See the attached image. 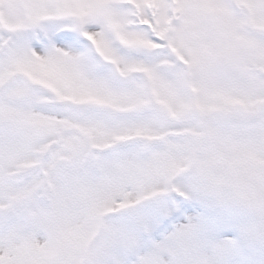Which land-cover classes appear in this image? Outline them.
I'll use <instances>...</instances> for the list:
<instances>
[{"label": "snow or ice", "instance_id": "obj_1", "mask_svg": "<svg viewBox=\"0 0 264 264\" xmlns=\"http://www.w3.org/2000/svg\"><path fill=\"white\" fill-rule=\"evenodd\" d=\"M0 264H264V0H0Z\"/></svg>", "mask_w": 264, "mask_h": 264}]
</instances>
